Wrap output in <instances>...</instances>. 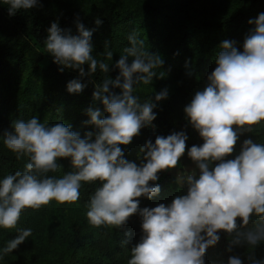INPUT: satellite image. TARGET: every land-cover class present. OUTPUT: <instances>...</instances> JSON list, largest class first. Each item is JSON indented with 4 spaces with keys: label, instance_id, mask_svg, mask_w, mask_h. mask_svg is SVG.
I'll use <instances>...</instances> for the list:
<instances>
[{
    "label": "clouds",
    "instance_id": "clouds-1",
    "mask_svg": "<svg viewBox=\"0 0 264 264\" xmlns=\"http://www.w3.org/2000/svg\"><path fill=\"white\" fill-rule=\"evenodd\" d=\"M9 5V14L29 10L38 0H3ZM102 21L97 18L99 26ZM254 29L245 37L243 51L234 41L224 40L219 45L216 68L208 76V85L197 91L184 111L191 125L203 139L200 146L193 145L187 155L199 169L195 173L178 177L187 183V194L177 196L166 206L139 207V198L157 196L161 189L158 173L177 168L185 154L188 136L184 131L174 132L166 138L157 136L141 148L144 160L138 166L125 159L120 145H129L145 126L157 118V107L150 99L140 102L134 95V86L151 84L154 77L163 79L164 61L147 51L145 39L134 30L128 37L131 46L123 48L116 62L119 75L97 84L93 99L101 101L107 117L101 119L99 109L89 108L90 120L98 131L87 132L81 138L78 132L63 123L48 126L38 118L14 122V131L5 132L4 145L17 159L29 158L22 173L17 171L0 181V227L11 229L19 222L26 208L39 209L52 200L75 203L80 197L81 182H100L91 195L86 213L93 227L119 228L139 212L142 217L143 237L131 249L128 264H204L206 250L219 240L220 231L235 233L232 245L247 243L251 246L264 241V144L252 139L243 142L234 159H226L235 151L238 130L251 131L264 122V13L254 20ZM78 35L63 30L54 22L48 29L44 50L54 62L64 68L78 69L80 75L109 71V64L93 56V30L77 22ZM101 55L112 60L113 52L106 44ZM132 57L131 64L128 58ZM89 65L85 73L82 65ZM86 85L72 80L67 85L70 93H80ZM120 89L117 94L110 89ZM168 97L164 89L155 95L159 102ZM60 158H71L75 171L62 178L43 176L57 171ZM219 162V163H215ZM214 164V167H211ZM255 215L254 227L246 228ZM240 219L242 224L238 225ZM31 236V229H22L18 236L2 249L4 254L14 251ZM230 250V249H229ZM251 259V257H250ZM229 264H243L239 257H230ZM254 264H261L255 261Z\"/></svg>",
    "mask_w": 264,
    "mask_h": 264
},
{
    "label": "trees",
    "instance_id": "trees-1",
    "mask_svg": "<svg viewBox=\"0 0 264 264\" xmlns=\"http://www.w3.org/2000/svg\"><path fill=\"white\" fill-rule=\"evenodd\" d=\"M201 0H164L163 2L154 0H141L135 5H125L120 2H111L106 6L93 3L85 5L70 4L66 0H38L37 6L29 10H19L15 15L9 14V5L0 0V116L7 118L6 128L3 120L0 119V181L7 175H14L17 171L24 172L29 158L24 156L17 159L16 155L10 151L3 142L5 132L14 131V122L32 118L29 112V101L31 99L27 89L30 79H36L39 87L36 92L38 102H34L33 117L38 118L41 123L48 126H54L62 120L59 117L69 119L70 127L75 126L81 138H86L87 132L95 133L98 131L95 125L86 123L90 120L87 114L89 108L99 109L101 119L107 117L101 101L93 99V92L96 85L103 82L104 79H115L119 75V69L114 61H108L109 71L102 73L99 68L97 72L91 75L81 76L78 69L64 68L61 72V65L54 62V59L42 60L43 55L39 48L44 47V42L49 33L51 24L56 22L63 30H70L72 35H78L77 22L83 23L87 30H93L92 45L94 42L102 44L114 39L120 32V24L126 22L127 25L136 29V31L149 41L152 47L161 43L159 13L168 12L175 8V5L188 8L189 6L200 2ZM251 6L247 7L248 4ZM246 0L245 9L232 11L220 17L200 18L197 22L186 23L181 28L169 45L162 48L157 46V50L162 53V57L167 65L180 70L194 79H204L216 68L215 58L220 51L219 45L224 40L233 41L229 38H220L223 28L231 23L237 22L240 16H243L247 9L264 13V0ZM179 3V4H178ZM99 18L102 23L98 26L96 20ZM142 31V32H140ZM31 37L35 43L29 38ZM243 51V44L238 48ZM94 56V51H93ZM85 73L89 72V65H82ZM18 72V77L14 79L13 85L17 91L14 100L10 91L11 73ZM79 80L86 85L80 93H70L67 85L72 80ZM119 94L120 89H110ZM181 93L180 86H175L168 95V100L156 103L151 94L146 90L134 86V95L138 96L140 102L151 100L157 104L153 109L156 119L151 126H145L140 134L136 136L131 144L120 145L126 147L128 152L134 157L136 164L146 163L144 153L141 148L147 141L155 143L157 136L167 137L174 132L184 131L188 136L186 141L187 151L193 145L203 144L199 132L194 129L190 119L186 117L183 120L174 116V108L177 103L178 95ZM11 95V96H10ZM195 94L191 93L185 98L184 107L188 106ZM20 104L16 109L15 104ZM66 106L71 109V114L62 115ZM185 109V108H184ZM183 109V111H184ZM66 112V111H65ZM185 112V111H184ZM62 115V116H61ZM9 118V119H8ZM239 140L235 146V151L226 159H234L239 155L243 142L246 139H252L255 143L264 144V122L253 126L251 131L238 130ZM187 158L192 159L187 155ZM70 162V161H69ZM194 162V161H193ZM219 163V162H215ZM214 167V164L211 166ZM75 171L72 165L65 168V173ZM51 175V172L42 174ZM158 180L149 182L150 185L158 184L161 191L157 196L151 199L146 197L139 198V207L143 209L154 208L163 203L166 206L177 196L187 194V185L180 186L176 183L172 174L167 171L158 173ZM100 182H81L80 197L74 203V210L68 209L61 212V209H51L53 220L50 223L52 234H56L58 245L51 247V243L43 241L39 245L42 253V262L40 264H128L131 259V249L137 245L144 233L142 229V217L139 212L132 215L127 223L119 228L101 226L93 227L87 219L90 197L98 187ZM258 217L253 215L246 228H240V231H247L254 227ZM238 225L242 224L240 219ZM220 240L206 250L204 264H229L230 257H239L243 264H254L260 261L264 264V241L256 246L242 243L232 245L235 233L229 234L224 231L218 233ZM230 249V250H229ZM251 257V259H250Z\"/></svg>",
    "mask_w": 264,
    "mask_h": 264
},
{
    "label": "rangeland",
    "instance_id": "rangeland-1",
    "mask_svg": "<svg viewBox=\"0 0 264 264\" xmlns=\"http://www.w3.org/2000/svg\"><path fill=\"white\" fill-rule=\"evenodd\" d=\"M69 1L70 4H78V5H85L86 3H93L98 4L101 6H106L111 2H120L125 5H135L141 0H66ZM163 2L164 0H154ZM249 1V0H248ZM179 4V3H178ZM246 0H201L188 8H184L183 6L175 5V8L168 10V12L163 11L159 13V22H160V38L159 40L161 43L155 45V47L150 44L144 35L140 34L141 38L145 39L146 49L151 54H157L162 59V53L157 50L160 46L163 45L162 48L169 45L172 39L174 38L175 34L183 28L186 23L189 22H197L200 18H213V17H220L221 15L228 14L232 11L242 10L245 9ZM251 6L250 1L247 7ZM261 14L260 12L251 9V12L247 9L243 16H240L237 22H231L227 24L220 35V38H229L235 42V46L237 48L241 47L244 43L245 37L250 34V32L254 29V24H249V20H254ZM136 29L127 25L126 22H122L120 24V32L114 39L109 42H105L102 44H97L94 42V57L98 60H103L104 62L114 61L115 63L120 59L121 54H123V48L130 47V41L128 39L129 35ZM142 32V31H140ZM33 43L34 40L29 37ZM106 44L112 50L113 57L112 60H108L105 56L101 55L105 52ZM162 44V45H161ZM159 47L157 48V46ZM40 52L43 55L42 60L47 59H54L52 54L46 52L44 47L39 48ZM133 58H128V63L131 64ZM164 61V59H163ZM154 71L157 72L159 75L161 72H165V76L163 79L154 77L151 84L145 85L140 83L135 85L136 87H140L142 90H146L148 95L151 94L152 99L155 101V95L160 91L167 89L168 95L171 93L172 89L175 86H180L181 93L178 95L176 106L173 110L174 116L177 119L183 120L187 117L186 113L183 111L185 108L184 105L186 103L185 98L188 97L191 93L196 94L197 91H202L209 83L208 78L204 79H194L185 74L184 72L174 69L166 64L164 61L162 69H155ZM18 72L14 71L11 73V80H10V91L13 94L11 96V100H14V96L16 95L17 91L15 90V85H13L14 79L18 77ZM32 79V78H31ZM28 82L29 88L27 89L28 93L30 94V101H29V112L30 117L33 118V104L37 101L36 92L38 91V86L36 84V79L34 78ZM168 100V97L162 101H155L156 103L160 104ZM16 109L20 108V104L17 102L15 104ZM66 111V112H65ZM65 111L63 110L62 115L71 114V109L66 106ZM61 115V116H62ZM65 115V116H66ZM61 118V122L66 126L69 125V119H65V117ZM0 119L3 120L6 128L9 124H6L7 118L0 116ZM9 119V118H8ZM71 129L73 131H77L75 126H72ZM125 154V159L129 162H133L134 157L137 155H132L128 152L126 147L121 148ZM70 161V162H69ZM59 165L57 171L51 172L50 177L55 178H62L65 174V168H69L71 164V158H60L57 160ZM140 166L139 163H137ZM170 174L173 175L176 183L180 186L187 185L186 182L180 183L178 182V177L187 176L188 174L195 173L196 177H199V169L195 162L190 161L187 158V154L181 157L177 168L167 170ZM51 209H61L58 211L66 212L68 209L71 211L74 210V203H58L55 200H52L48 205L42 206L39 209H32L26 208L21 213L19 222L14 228L6 229L0 227V264H40L43 260L42 253L39 250V245L46 241L50 242L49 249L51 247H55L58 245V240L56 234H52L50 223L52 224L53 215ZM22 229H31V236L25 239L23 243L18 245V247L7 254L2 252V249L7 246L8 242L15 239Z\"/></svg>",
    "mask_w": 264,
    "mask_h": 264
}]
</instances>
